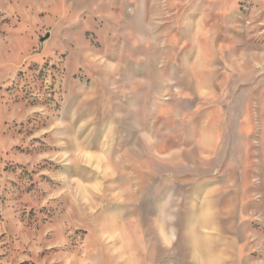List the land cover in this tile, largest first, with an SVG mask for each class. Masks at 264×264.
<instances>
[{"label": "rangeland", "instance_id": "obj_1", "mask_svg": "<svg viewBox=\"0 0 264 264\" xmlns=\"http://www.w3.org/2000/svg\"><path fill=\"white\" fill-rule=\"evenodd\" d=\"M0 264H264V0H0Z\"/></svg>", "mask_w": 264, "mask_h": 264}]
</instances>
